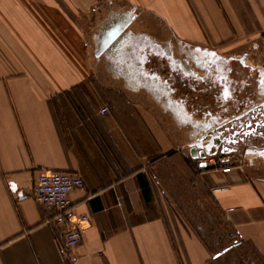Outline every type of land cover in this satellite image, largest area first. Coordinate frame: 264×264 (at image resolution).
Here are the masks:
<instances>
[{"label": "crops", "instance_id": "crops-1", "mask_svg": "<svg viewBox=\"0 0 264 264\" xmlns=\"http://www.w3.org/2000/svg\"><path fill=\"white\" fill-rule=\"evenodd\" d=\"M96 1L0 0V264H212L227 230L233 249L264 262V157L203 169L190 148L211 124H195L184 99L84 69L78 20ZM127 1L178 43L264 73L248 64L261 53L264 0ZM46 171L85 182L70 198L90 223L73 249L34 200Z\"/></svg>", "mask_w": 264, "mask_h": 264}, {"label": "flooded vegetation", "instance_id": "flooded-vegetation-1", "mask_svg": "<svg viewBox=\"0 0 264 264\" xmlns=\"http://www.w3.org/2000/svg\"><path fill=\"white\" fill-rule=\"evenodd\" d=\"M117 50L121 64L131 72L125 75L163 90L173 100L184 99L195 124H211L198 143L210 138L212 154L248 153L264 157V73L254 70L245 73L241 65L235 68L218 59L200 78L185 73L173 55L147 36L128 38ZM186 74L190 79L188 88L180 81ZM223 111L243 116L222 126Z\"/></svg>", "mask_w": 264, "mask_h": 264}, {"label": "rangeland", "instance_id": "rangeland-1", "mask_svg": "<svg viewBox=\"0 0 264 264\" xmlns=\"http://www.w3.org/2000/svg\"><path fill=\"white\" fill-rule=\"evenodd\" d=\"M81 18L78 20L83 28L85 40L81 49H77V55L83 58L84 69L96 72L131 73L129 68L122 65L117 56V48L128 38L135 36H147L153 38L168 55H173L174 59L181 65L186 73L196 74L202 78L207 72L209 65L218 60L216 52L208 49L192 48L174 40L171 34L161 26L160 20L154 16H147L133 2L127 0H97L92 6L83 5ZM115 40L107 45L110 37ZM117 50V51H116ZM220 51V50H217ZM224 53V52H223ZM250 63H264V49L261 53L248 56ZM99 59V65L96 60ZM122 59V58H121ZM181 60V62L178 61ZM245 73L251 71V66L241 64ZM256 66V65H254ZM170 118V114H164ZM210 139V138H208ZM199 140L194 143L198 144ZM258 158L253 154L244 157L236 156L234 162ZM227 251L222 257L212 264H264L256 252L249 247L233 249L229 240V230H227ZM225 244V245H226ZM222 247V246H221ZM219 250V249H218ZM215 250V251H218ZM214 251V252H215Z\"/></svg>", "mask_w": 264, "mask_h": 264}, {"label": "built area", "instance_id": "built-area-1", "mask_svg": "<svg viewBox=\"0 0 264 264\" xmlns=\"http://www.w3.org/2000/svg\"><path fill=\"white\" fill-rule=\"evenodd\" d=\"M264 49V37L262 38ZM109 108H103L100 113L108 114ZM235 154L220 153L208 154L205 159L196 160L203 169L221 168L234 162ZM85 187L81 176L68 173L41 172L36 178L34 189V200L41 206L52 211V221L56 226L61 227L65 238V248L73 249L82 243L84 228L89 225L88 216L77 217L72 213L71 194ZM232 239H236L231 234Z\"/></svg>", "mask_w": 264, "mask_h": 264}, {"label": "water", "instance_id": "water-1", "mask_svg": "<svg viewBox=\"0 0 264 264\" xmlns=\"http://www.w3.org/2000/svg\"><path fill=\"white\" fill-rule=\"evenodd\" d=\"M114 40H115V36L110 37V39H109L110 42H108L107 45ZM242 116H243V114H240V115L234 117V120H237V119L241 118ZM229 122H231V121H225L224 124H221V125L222 126L227 125V123H229ZM203 143H204V140L202 141L201 144L200 143L195 144L194 146H192L190 148L191 157L194 158L195 160H198L199 158L205 159L207 157V155L210 154L212 151L211 147L209 145L204 146ZM199 148H201V149H199Z\"/></svg>", "mask_w": 264, "mask_h": 264}]
</instances>
